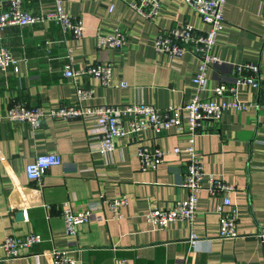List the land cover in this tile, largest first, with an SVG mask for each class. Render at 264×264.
Returning <instances> with one entry per match:
<instances>
[{"label": "crops", "instance_id": "0c3cea01", "mask_svg": "<svg viewBox=\"0 0 264 264\" xmlns=\"http://www.w3.org/2000/svg\"><path fill=\"white\" fill-rule=\"evenodd\" d=\"M54 1L22 0V6L42 13L51 10ZM129 1L61 0L65 11L83 21L79 42L62 34L52 21L0 29V46L18 58L17 71H0V243L7 235L37 232L43 237L14 259L6 258L0 248V264H53L50 252L63 249L76 259L75 264H116L119 259L122 264H177L185 255L189 264H264V109H226L219 121L203 122L194 147L204 171L233 186L230 198L237 211V236L217 237L213 208L219 198L202 190L191 225L197 238L189 249L188 224L172 221L157 229L143 218L149 208L169 206L184 197L177 184L185 153L168 152L154 170L147 171L138 169L134 155L138 142L168 151L182 148L184 133L170 128L118 137L112 152L100 153L90 146L100 131L91 118L44 119L34 131L24 122L6 118L7 108L14 103L48 110L61 103L87 107L141 102L164 108L187 102L195 94L190 79L196 57L187 49L178 60H171L156 53L151 40L174 20H186L199 30L206 25L183 0H158L159 10L152 19L140 17ZM8 5L9 0H0V11ZM222 14L211 50L218 61L207 67L200 97L210 96L216 83L232 82L237 63H256L259 75H264V0H225ZM114 27L125 33L126 43L98 48L95 33L107 34ZM67 47L73 48V69L110 63L111 85L79 79L93 93L78 100L75 79L63 74ZM119 82L125 86L119 87ZM237 92L241 100L256 101L257 90L252 87L240 85ZM49 152L57 153L62 162L49 167L40 181L29 180L26 164ZM119 195L127 201L115 219L104 201ZM97 199H102L100 208L75 236H68L61 216L63 202L70 201L78 210Z\"/></svg>", "mask_w": 264, "mask_h": 264}, {"label": "built area", "instance_id": "2783aa9c", "mask_svg": "<svg viewBox=\"0 0 264 264\" xmlns=\"http://www.w3.org/2000/svg\"><path fill=\"white\" fill-rule=\"evenodd\" d=\"M206 25L199 30L186 20H174L165 29H158L152 37L151 44L156 53L166 55L171 60H178L180 55L189 49L197 59L196 69L191 77L195 94L187 101L178 105H168L156 108L147 103H133L127 105H95L83 107L78 104L61 103L56 107L43 109L40 105L29 106L25 103H14L7 108L6 118L9 121L26 123L33 131L41 127L44 119L68 120L73 118H91L100 128L99 135L91 148L100 153H110L114 149V140L118 137L135 136L139 133H161L172 128L176 133H184V146L172 147L170 151L157 146L138 142L134 155L140 171L154 170L162 161L166 153H185V160L181 179L178 186L183 189L184 197L171 202L165 207H151L143 215L144 220L153 228L162 229L172 221H183L189 225L186 239L187 248L196 241L192 230L198 194L204 190L209 196H216L219 202L214 206L216 214L217 237L234 238L237 236V211L232 203L230 193L233 186L205 172L201 156L194 147V139L203 132V122H217L226 109L243 111L249 106L264 109V75H259L256 63H237L233 65V80L229 83L219 82L210 88V96L200 97L199 91L206 87L205 73L207 67L218 61L212 53V46L223 21V7L225 0H183ZM128 6L144 19L157 16L158 0H130ZM111 7H108L110 11ZM52 21L58 25L62 34L80 41L83 34V21L80 16L65 11L61 0L54 1V7L47 12L35 13L24 9L22 0H9V5L0 11V29L8 25H31L37 22ZM127 41L125 33L114 27L110 33H95V43L98 48L113 49L122 47ZM72 47H67L68 63L63 67L66 77L75 79V92L78 100L88 98L93 93L90 85L79 79H91L102 87L111 85L110 63H93L73 69L71 66ZM18 58L6 47L0 46V71L18 70ZM249 86L257 90L256 101H246L238 98V86ZM119 87L125 83L119 82ZM264 146V139L262 140ZM61 158L57 153L39 154L25 166V174L29 180L40 181L45 171L60 164ZM102 200V199H101ZM101 200L89 201L83 209L74 210L70 201H64L61 216L64 231L68 236H75L78 227L89 221L93 211L100 208ZM126 196L119 195L104 201L106 208L115 219L120 218V209L126 204ZM43 237L40 233L29 232L21 236L7 235L0 243L4 256L14 259L20 256V250L40 243ZM53 264H75L76 259L68 251L52 250L49 254ZM119 259L116 264H122ZM177 264H189L187 255Z\"/></svg>", "mask_w": 264, "mask_h": 264}, {"label": "water", "instance_id": "95a60500", "mask_svg": "<svg viewBox=\"0 0 264 264\" xmlns=\"http://www.w3.org/2000/svg\"><path fill=\"white\" fill-rule=\"evenodd\" d=\"M18 217H19V218H21V217H22V213H21V212H19V214H18Z\"/></svg>", "mask_w": 264, "mask_h": 264}]
</instances>
